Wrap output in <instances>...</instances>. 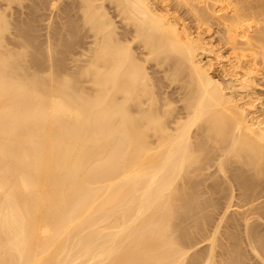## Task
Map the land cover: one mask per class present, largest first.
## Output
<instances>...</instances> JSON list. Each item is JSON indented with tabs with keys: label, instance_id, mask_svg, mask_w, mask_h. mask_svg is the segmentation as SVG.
I'll use <instances>...</instances> for the list:
<instances>
[{
	"label": "bare ground",
	"instance_id": "bare-ground-1",
	"mask_svg": "<svg viewBox=\"0 0 264 264\" xmlns=\"http://www.w3.org/2000/svg\"><path fill=\"white\" fill-rule=\"evenodd\" d=\"M13 1L0 0V264H246L243 240L264 260V112L249 99L264 98V0H43L62 47L86 31L84 82L25 67ZM154 67L186 74L174 120ZM213 160L239 190L211 184L234 231L201 250L191 228L208 233L218 204L196 177Z\"/></svg>",
	"mask_w": 264,
	"mask_h": 264
},
{
	"label": "rangeland",
	"instance_id": "rangeland-1",
	"mask_svg": "<svg viewBox=\"0 0 264 264\" xmlns=\"http://www.w3.org/2000/svg\"><path fill=\"white\" fill-rule=\"evenodd\" d=\"M42 3H43V0H14L12 3H11V7L9 8V9H7V13L9 14L8 15V18L12 21V26H14L15 25V23H16V27L14 26V27H12L11 26V29H10V33L8 32L7 33V35L8 34H10V35H8V36H10L9 38H11L10 40L11 41H13L14 40V42H22V44L20 45V48L19 47H17L16 45L14 46V44H8V46L9 47H11V48H13V49H15V50H22L21 52L23 53L22 55H23V59H24V61H26V63L23 61V63H24V65H25V67H27L28 69H29V71H32V67H33V69H35L34 68V66L36 67V66H38L39 64L41 65V67H43V70L44 71H39V74L40 75H43V76H48V75H50L51 73L52 74H57L56 76H58V78H59V80L61 79H64V78H70V75L72 76V77H74V76H77V77H80V79L84 82V80H85V78L87 77V74H80V72H78V71H80V69L78 68V66L76 65V60H77V58L78 59H83V58H86V57H82V56H80V53H81V51H83L84 49H86V47L88 46V44H87V41H89V39L88 38H86V37H84V34L86 33V31L81 27H78V31H77V35H75L74 37H72V38H74V39H72V38H69L71 41H69V39H68V43H67V47H62V44H61V42L59 41V39H58V36L56 35V33H55V29L56 28H58L57 26H59V22H60V20H58V14H59V11H57V10H50L49 8H48V6H44V5H42ZM44 4V3H43ZM46 7V8H45ZM48 8V9H47ZM48 11H47V10ZM45 10V11H44ZM53 11V12H52ZM10 12H11V14H10ZM16 12V13H15ZM45 12V13H44ZM48 12V13H47ZM51 12L53 13L52 15H51ZM15 13V14H14ZM57 13V15H54V14H56ZM11 15V16H10ZM49 15V16H48ZM10 16V17H9ZM51 17V18H50ZM58 17V18H57ZM56 19H57V21H56ZM17 20H19V22L20 23H18V21ZM13 23H14V25H13ZM17 23H18V25H17ZM54 23H55V25H54ZM57 23H58V25H57ZM22 25V26H21ZM49 25V26H48ZM51 25V26H50ZM17 26H20L19 28H17ZM56 26V27H55ZM15 28V29H14ZM18 30V31H20V32H22V30L24 29L25 30V37H23L22 38V40L20 39V38H18V37H16L13 33L14 32H17V31H15V30ZM22 29V30H21ZM84 31H83V30ZM14 30V31H13ZM24 30H23V32H24ZM54 30V31H53ZM58 30V29H57ZM81 30V31H80ZM12 31V32H11ZM48 31V32H47ZM84 34H83V33ZM12 34V35H11ZM46 34H48V35H46ZM48 36V37H47ZM15 38V39H14ZM85 38V39H84ZM16 39H20L19 41L17 40L16 41ZM84 39V41H82ZM57 40V41H56ZM85 40H87V41H85ZM214 40H215V38H214ZM25 41V42H24ZM50 41V42H49ZM82 41V42H81ZM216 41V40H215ZM23 42H24V44H23ZM79 43L81 44V46H79ZM84 43V44H83ZM217 43V42H216ZM60 44V45H59ZM24 45H25V47H24ZM82 45H84V46H86V47H84V46H82ZM72 46V47H71ZM79 47H81V49H79ZM21 48H23V49H21ZM84 48V49H83ZM222 48H224V47H222ZM65 50L66 49V51H64V52H62V50ZM74 49V50H73ZM78 49V50H77ZM227 48H225L223 51H225ZM77 50V51H76ZM24 51V52H23ZM73 51V52H72ZM80 51V52H79ZM62 52V53H61ZM79 54V55H78ZM25 57V58H24ZM64 57V58H63ZM81 57V58H80ZM35 59H37V60H35ZM74 59V60H73ZM39 64H38V63ZM81 63H83L82 61H81ZM78 64H80V62L78 63ZM151 64H154L153 62L152 63H148V66H150ZM39 65V66H40ZM77 66V67H76ZM258 67H260V68H258L260 71H262V68H261V65L259 66L258 65ZM46 69V70H45ZM156 69V70H155ZM158 68H156V67H154V68H149V72L150 73H152L153 72V75H151L152 77H155V78H153L154 79V81H155V79L157 78L158 79V82H156L157 83V87H155V92H156V94H159L160 93V91H158V88H161L162 89V91H161V94H162V92H164L163 93V96L164 95H166V94H168L167 95V97L166 96H161L160 94V96H159V99L161 98L162 99V101H161V99L159 100V101H161V103L162 102H164L168 97H173V98H171V99H175L174 101H172V100H168L167 99V101H169V104H170V101H172L171 102V104H173V106L170 104L169 105V107H170V109L172 110V114L171 115H169V120H174L178 115H180V113L182 112V113H184L185 114V97L187 96V94H188V92H189V86H186V82H184V78L186 77L185 75V73L184 74H182V75H180V74H176V73H174V74H176V75H171V74H173V72L171 73V71L172 70H169L170 71V74H169V71L168 70H166L165 68H161L160 69V72L157 70ZM51 70V71H50ZM52 70H53V72H52ZM151 70V71H150ZM164 70V71H163ZM34 71V70H33ZM156 71H158V72H156ZM166 71L168 72V73H166ZM260 71H259V73H260ZM56 72V73H55ZM156 72V73H155ZM77 73V74H76ZM165 73H166V75H165ZM167 74H168V76L170 75V76H173V77H168L167 78ZM81 75V76H80ZM155 75V76H154ZM164 75H165V77H164ZM178 76V77H177ZM159 78H160V81H159ZM186 79V78H185ZM159 82H160V84H159ZM185 83V84H184ZM163 84V85H162ZM159 86H161V87H159ZM164 86V87H163ZM182 86V87H181ZM183 86H184V88H183ZM186 86V87H185ZM71 87H72V89H71ZM69 86L67 89L70 91V90H75V89H80V90H82L83 88V91L85 90V89H87V88H90V86H87V83L84 85V86H78V88H77V86L74 88L73 86ZM83 87V88H82ZM188 87V88H187ZM186 88V89H185ZM184 89V90H183ZM88 90V89H87ZM87 90H85V91H87ZM160 90V89H159ZM186 90V91H185ZM236 90H238V89H236ZM165 91H167V92H165ZM176 91H178L177 93H176ZM181 91H183L182 92V94H181ZM249 91V90H248ZM253 90H250L249 92V99L252 101V99H253V102H252V106H251V108L253 109V110H255V111H259V113H262V112H264V98L262 97L263 95H259V94H257L256 93V91H253ZM159 92V93H158ZM169 92V93H168ZM173 92H175V93H173ZM185 92V93H184ZM254 94V95H253ZM172 95V96H171ZM173 95H175V96H173ZM180 95V96H179ZM184 95V96H183ZM253 95V97H251ZM257 95H258V97H257ZM182 96V97H181ZM166 97V99H164ZM180 99V101H178V100ZM246 99H248V98H246ZM258 99V100H257ZM164 100V101H163ZM176 100H177V102H176ZM256 102V103H255ZM180 104H181V107H180ZM176 105V106H175ZM175 106V107H174ZM173 108V109H172ZM176 108V109H175ZM178 108V109H177ZM180 109H182V110H180ZM259 109V110H258ZM263 109V110H262ZM178 111H180V112H178ZM181 113V114H182ZM174 115V116H173ZM195 128V129H194ZM196 128H197V130H198V125H197V127L195 126H193V128H192V131H193V129L195 130V132H197L196 131ZM191 131V133H193ZM194 134V133H193ZM212 162H214L213 163V165L207 170V172L206 171H203L202 173H207L206 174V176H207V178H206V176H205V174H202V173H198L199 175L196 177V179H198V184H200V186H198V190L199 191H204V188H205V190L206 191H204V192H202V194L203 193H205L204 194V197L206 196V198L208 197V198H214V201L218 204L217 206H216V208L217 209H209L208 211H207V215L209 216V219L210 220H208V218H207V220L206 219H204L203 221H201V222H203V223H201L202 224V227L205 229L206 228V230L208 231V233L206 232V231H204L203 229H202V231H201V233L200 232H198V230L196 229V228H191V232L194 230V233H193V235H194V238H197V239H195L197 242H198V244L196 245V247H198V249H200V248H203V249H201V250H204V248L206 249V247H207V249H208V244H209V238H210V240H211V238L213 237V235H214V233H216V236H217V238L220 240V241H222L223 243H225V242H227V240H225L224 239V237H225V232H227V229L228 230H231V231H234V229L232 228V227H230L229 226V222H230V219H229V215L231 214V211H229L228 213L226 212L225 214L223 213V209H224V204L225 203H222V204H220L221 202H224V200L223 199H221L220 200V193H219V195H218V193L216 192L217 191V188H215V190H214V188H213V185L214 184H217L219 181V183H222L220 186H223V188H228V185H230L229 186V188H228V190L230 191V190H233V192H235L236 193V195H238V192H239V190L237 191V188H236V186H235V183L234 182H236V181H234V179L232 180V178L230 179V176H229V173H231L232 171L230 170H228L229 171V173H228V171H227V173H226V176L224 175L225 173H223V172H219L218 170H217V166H215L216 164H215V161L213 160ZM215 164V165H214ZM215 166V167H214ZM214 167V168H213ZM210 169H214V172L213 171H211ZM210 171V172H209ZM216 171H218V173H216ZM210 173H212V174H210ZM214 173V174H213ZM220 173H222V174H220ZM209 174V175H208ZM215 174H217L216 176H215ZM218 174H219V176H218ZM212 175H213V178H212ZM222 175H224L223 176V178H222ZM202 177V178H201ZM204 177H205V179H204ZM209 177V178H208ZM216 177V178H215ZM217 177H218V179H217ZM221 179H220V178ZM200 178V179H199ZM210 178H212V179H210ZM206 179H208V180H206ZM216 179H217V181H216ZM226 179H228V180H226ZM202 180H205V181H202ZM213 181V182H211V181ZM226 180V181H225ZM230 180H231V183L233 184H229L228 182H230ZM222 181H224V182H222ZM201 182V183H200ZM209 184H208V183ZM217 182V183H216ZM226 182V183H225ZM203 183H205V184H203ZM202 184V185H201ZM211 184H213L212 186H211ZM204 185V186H203ZM205 185H206V187H205ZM208 185V186H207ZM225 185H226V187H225ZM231 185H232V187H231ZM209 186H210V188H209ZM200 187V188H199ZM201 188H203V189H201ZM211 188H213V190L211 189ZM232 188V189H231ZM235 189V191H234V189ZM211 190V191H210ZM227 190V191H228ZM237 191V192H236ZM207 193V194H206ZM209 193V194H208ZM211 193V194H210ZM213 193H214V195H213ZM228 193V192H227ZM230 193V192H229ZM234 193V194H235ZM208 195H210V196H208ZM203 196V195H202ZM215 196V197H214ZM217 197H219L218 199H217ZM234 200H235V198H234ZM218 201H219V203H218ZM235 201H238V200H235ZM220 204V205H219ZM220 209H219V208ZM236 207H233V208H231V210H234ZM218 209H219V211H218ZM212 210H215L214 212H216V213H212ZM210 211V212H209ZM218 213V214H217ZM214 214V215H213ZM217 214V215H216ZM221 214H223V215H221ZM213 215V216H212ZM224 216V217H223ZM210 217H212L213 218V220H211V218ZM217 218H218V220H217ZM216 219V220H215ZM207 221V222H206ZM210 221V223H209V225H208V222ZM214 222V223H213ZM216 222V223H215ZM228 223V224H227ZM224 227H222V226ZM204 226H206V227H204ZM208 228V229H207ZM215 228H217V229H215ZM231 228V229H230ZM211 231H210V230ZM213 229H214V232H213ZM233 229V230H232ZM240 229H242V231L243 232H241V230ZM218 230V231H217ZM221 230H223V231H221ZM225 231V232H224ZM238 231H240V233H243V234H241V235H244V226L242 227V226H240L239 227V229H238ZM206 232V233H205ZM197 233V234H196ZM200 233V234H199ZM213 233V234H212ZM207 234L209 235V237L207 236ZM212 234V235H211ZM222 234H223V236H222ZM197 235V236H196ZM204 236V238L205 237H207V238H203V236ZM206 235V236H205ZM199 239H201V240H199ZM208 239V240H207ZM199 240V241H198ZM204 240V241H203ZM224 240V241H223ZM219 241V242H220ZM200 242V243H199ZM207 242V243H206ZM243 242V243H242ZM242 242H240V245H242L241 247L243 248V250L244 251H246V252H248V253H246L245 252V255H246V257H245V255H243V260L246 262V260H248L247 262H246V264H264L263 262H264V260L262 259L261 260V258L260 257H258V256H256V254L254 253V251L253 250H251V248H250V246L248 245V244H245L246 242L243 240ZM202 244V245H201ZM216 249H217V255H215V256H219L220 255V253H223V250L220 248V247H216ZM220 249H221V252H220ZM219 253V254H218ZM249 256H248V255ZM252 257V258H251ZM254 257V258H253ZM219 258V257H218ZM218 258H216L215 257V259H217L218 260ZM245 258H248V259H245ZM251 258V259H250ZM249 260H251V261H249ZM259 260V261H258ZM261 260V261H260ZM263 261V262H262ZM260 262V263H259Z\"/></svg>",
	"mask_w": 264,
	"mask_h": 264
}]
</instances>
